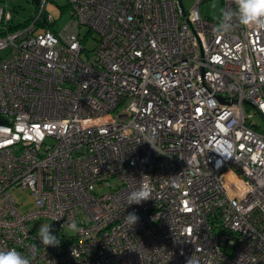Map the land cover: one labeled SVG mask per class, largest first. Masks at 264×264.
Here are the masks:
<instances>
[{
	"label": "built area",
	"instance_id": "obj_1",
	"mask_svg": "<svg viewBox=\"0 0 264 264\" xmlns=\"http://www.w3.org/2000/svg\"><path fill=\"white\" fill-rule=\"evenodd\" d=\"M45 1L12 28L0 0V250L32 264H264V125L248 113L264 119V29L234 19L217 35L207 0H66L55 31ZM141 186L152 198L127 205ZM16 187L34 197L24 212ZM42 218L58 246L32 230Z\"/></svg>",
	"mask_w": 264,
	"mask_h": 264
},
{
	"label": "clouds",
	"instance_id": "obj_2",
	"mask_svg": "<svg viewBox=\"0 0 264 264\" xmlns=\"http://www.w3.org/2000/svg\"><path fill=\"white\" fill-rule=\"evenodd\" d=\"M235 9H222L220 18L213 28L217 35H223L233 29V20H238L239 25L250 28L264 29V0H233ZM151 191L141 186L132 190L127 195V205H139L149 200ZM139 217L135 213L125 216V223L133 226L138 222ZM74 226V225H73ZM38 238L42 245L58 246L60 241L52 234L51 224H42L38 229ZM0 264H32V260L22 255L16 249L0 250ZM186 264H198V260L191 256Z\"/></svg>",
	"mask_w": 264,
	"mask_h": 264
},
{
	"label": "rangeland",
	"instance_id": "obj_3",
	"mask_svg": "<svg viewBox=\"0 0 264 264\" xmlns=\"http://www.w3.org/2000/svg\"><path fill=\"white\" fill-rule=\"evenodd\" d=\"M195 0H182L184 9L189 11ZM7 7L11 9L13 14V22L15 24L22 23L33 15L36 10V4L32 0H3ZM201 10L207 17L218 19L222 10V0H207L201 4ZM44 11L53 20L52 30L59 31L69 20V12L66 7V0H46L44 3ZM96 42L91 39L87 43L88 48H93ZM248 113H251V123L264 125V119L256 111L255 108L249 107ZM107 187L99 188L98 192L107 191ZM13 196L17 202V207L20 212L30 209L34 205V197L29 189L16 187L13 190ZM42 224H51L49 219L42 218L31 222V228L38 233V229ZM231 251V247L228 248Z\"/></svg>",
	"mask_w": 264,
	"mask_h": 264
},
{
	"label": "trees",
	"instance_id": "obj_4",
	"mask_svg": "<svg viewBox=\"0 0 264 264\" xmlns=\"http://www.w3.org/2000/svg\"><path fill=\"white\" fill-rule=\"evenodd\" d=\"M66 7H67V5H66ZM30 20V17L28 18V19H26L24 22H22V23H18V24H15L14 23V25L12 26V28L14 27V28H17V27H20V26H22V25H24L25 23H27L28 21ZM43 25V24H42Z\"/></svg>",
	"mask_w": 264,
	"mask_h": 264
},
{
	"label": "water",
	"instance_id": "obj_5",
	"mask_svg": "<svg viewBox=\"0 0 264 264\" xmlns=\"http://www.w3.org/2000/svg\"><path fill=\"white\" fill-rule=\"evenodd\" d=\"M36 5L39 3V0H32ZM180 4L182 5V0H179Z\"/></svg>",
	"mask_w": 264,
	"mask_h": 264
},
{
	"label": "bare ground",
	"instance_id": "obj_6",
	"mask_svg": "<svg viewBox=\"0 0 264 264\" xmlns=\"http://www.w3.org/2000/svg\"><path fill=\"white\" fill-rule=\"evenodd\" d=\"M216 21L218 20V19H215Z\"/></svg>",
	"mask_w": 264,
	"mask_h": 264
}]
</instances>
